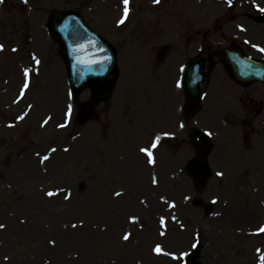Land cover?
<instances>
[{
  "label": "rangeland",
  "instance_id": "1",
  "mask_svg": "<svg viewBox=\"0 0 264 264\" xmlns=\"http://www.w3.org/2000/svg\"><path fill=\"white\" fill-rule=\"evenodd\" d=\"M168 1L129 0L125 16L124 0H0V264H188L193 255L200 264H261L264 233L249 217L259 205L245 212L246 175L236 174L237 189L229 175L238 163L243 173L245 161L232 146L220 149L225 113L196 119L210 126L215 118L218 130L205 155L212 173L197 185L189 166L198 150L181 134L182 94L165 97L160 88L177 78L200 39L207 48L216 41L211 21L264 9V0H234L233 12L213 0ZM55 11L78 12L116 48L120 79L109 100L70 93L47 28ZM200 15L204 34L196 38ZM157 136L150 164L140 149Z\"/></svg>",
  "mask_w": 264,
  "mask_h": 264
},
{
  "label": "water",
  "instance_id": "2",
  "mask_svg": "<svg viewBox=\"0 0 264 264\" xmlns=\"http://www.w3.org/2000/svg\"><path fill=\"white\" fill-rule=\"evenodd\" d=\"M69 15H59L56 14L53 16L51 21V27L54 35L58 38L63 46L64 57L66 59L69 74H70V81L75 89L76 93L81 92L88 83L92 84H105L104 91L102 89L97 93V100H103L109 93V90L113 86L114 83V64L115 62L111 63L108 67L106 66L103 70H98L97 72L94 70H88L87 68L80 67L82 72H79V66L71 57V53H73L75 43L70 39H67L66 33L68 32V19ZM74 47V48H73ZM73 51V52H71ZM76 70V71H75ZM206 81V80H205ZM203 89V88H202ZM202 91V90H201Z\"/></svg>",
  "mask_w": 264,
  "mask_h": 264
},
{
  "label": "snow or ice",
  "instance_id": "3",
  "mask_svg": "<svg viewBox=\"0 0 264 264\" xmlns=\"http://www.w3.org/2000/svg\"><path fill=\"white\" fill-rule=\"evenodd\" d=\"M155 2H156V3H159V0H155ZM128 3H129V0H124V4H125V9H124V11H125V16H127L128 11H129V9H128V7H127ZM261 11H264V9H261ZM2 48H3V45H0V49H2ZM262 51H264V49H262ZM37 63H39V61H37ZM25 74L27 75V71H26ZM25 87H27V84L25 85ZM180 126L183 127V124H181ZM166 135H168V134H166ZM209 135H211V133H209ZM159 140H160V137L157 136L155 142H153V143L151 144L150 148H141V149H140V151L146 153V155L149 157V159H148V163H150V164H155V158H154V156H153L152 149H155V148L157 147V145H158V143H159ZM53 151H55V149H53ZM47 159H48V157L45 156V157H44V160H47ZM217 175H223V173H217ZM153 182L155 183V180H154ZM48 195L51 196V195H53V193L50 192V193H48ZM116 195H117V196H120L121 193L117 192ZM132 219L135 221L136 218H135V217H132ZM163 222H164V221H163V218H162V219H161V223H163ZM2 227H4V225H0V228H2ZM259 231L264 232V227L260 228ZM129 236H130V234H125L123 238H124L125 240H128V239H129ZM193 247H195V245H193ZM155 251H156L157 253H160V252L162 251L160 245H157V246H156ZM171 255H173V258H174V259H180V257L176 256L175 254H171ZM182 255L186 256L187 253H183ZM261 264H264V257H261Z\"/></svg>",
  "mask_w": 264,
  "mask_h": 264
}]
</instances>
